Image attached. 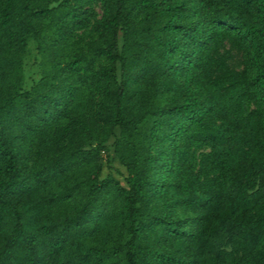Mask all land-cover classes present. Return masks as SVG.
Wrapping results in <instances>:
<instances>
[{
	"label": "trees",
	"instance_id": "16d2710c",
	"mask_svg": "<svg viewBox=\"0 0 264 264\" xmlns=\"http://www.w3.org/2000/svg\"><path fill=\"white\" fill-rule=\"evenodd\" d=\"M0 264H264V0H0Z\"/></svg>",
	"mask_w": 264,
	"mask_h": 264
},
{
	"label": "rangeland",
	"instance_id": "374dc122",
	"mask_svg": "<svg viewBox=\"0 0 264 264\" xmlns=\"http://www.w3.org/2000/svg\"><path fill=\"white\" fill-rule=\"evenodd\" d=\"M33 59H32V57L31 58H29V59H27L26 60V74L28 75H30V78H28V82H30L32 79H36L37 78V74H36V72H37V69H36V67L33 65ZM119 168V166H118V164L117 163H114L113 164V168ZM120 169V168H119ZM113 172H115L116 173V171H115V169L113 170Z\"/></svg>",
	"mask_w": 264,
	"mask_h": 264
}]
</instances>
